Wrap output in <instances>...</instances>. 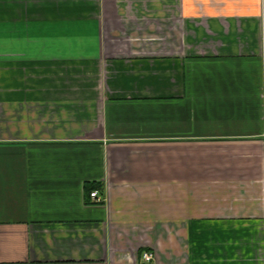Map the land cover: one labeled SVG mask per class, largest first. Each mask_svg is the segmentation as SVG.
Listing matches in <instances>:
<instances>
[{
    "label": "crops",
    "instance_id": "crops-1",
    "mask_svg": "<svg viewBox=\"0 0 264 264\" xmlns=\"http://www.w3.org/2000/svg\"><path fill=\"white\" fill-rule=\"evenodd\" d=\"M0 264H264V0H0Z\"/></svg>",
    "mask_w": 264,
    "mask_h": 264
},
{
    "label": "built area",
    "instance_id": "built-area-1",
    "mask_svg": "<svg viewBox=\"0 0 264 264\" xmlns=\"http://www.w3.org/2000/svg\"><path fill=\"white\" fill-rule=\"evenodd\" d=\"M90 195L97 203L104 202V197L100 194V192L98 190L91 191ZM143 259L147 263H150V262H152L154 260V254L151 253V252H145L143 254Z\"/></svg>",
    "mask_w": 264,
    "mask_h": 264
}]
</instances>
